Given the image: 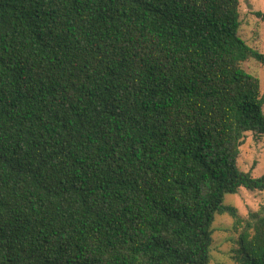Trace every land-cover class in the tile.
<instances>
[{"label":"trees","instance_id":"obj_1","mask_svg":"<svg viewBox=\"0 0 264 264\" xmlns=\"http://www.w3.org/2000/svg\"><path fill=\"white\" fill-rule=\"evenodd\" d=\"M239 29L240 0H0V264H209L226 194L264 191Z\"/></svg>","mask_w":264,"mask_h":264},{"label":"rangeland","instance_id":"obj_2","mask_svg":"<svg viewBox=\"0 0 264 264\" xmlns=\"http://www.w3.org/2000/svg\"><path fill=\"white\" fill-rule=\"evenodd\" d=\"M239 33L248 45L264 54V0H240ZM243 67L260 78L264 94V62L250 58ZM262 113L264 115V103ZM238 166L254 177L264 175V134H247L238 156ZM224 203L237 208L241 221L235 225L230 214H217L209 264H235V250L240 247L239 241L247 224L253 221L252 214L264 211V191L252 192L243 187L236 194H226Z\"/></svg>","mask_w":264,"mask_h":264}]
</instances>
